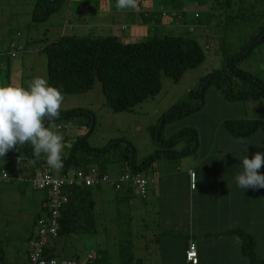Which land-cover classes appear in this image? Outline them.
<instances>
[{
	"label": "rangeland",
	"instance_id": "374dc122",
	"mask_svg": "<svg viewBox=\"0 0 264 264\" xmlns=\"http://www.w3.org/2000/svg\"><path fill=\"white\" fill-rule=\"evenodd\" d=\"M34 1L0 0V87L13 86L27 89L34 78L40 77L47 80L46 56L41 52L45 43L62 35H80L79 31H70L63 26L59 29L57 26L49 27L51 21L57 18V13L40 25H32L30 13ZM175 1L167 0L165 11L168 14L161 16L160 13H154L152 17L161 19L162 25L159 26L156 23L155 31H151L149 24L146 25L147 34L160 38L162 36H184L195 39L205 52V60L201 65L187 70L178 83H174L169 77L161 74V90L158 95L138 104L130 112L115 113L107 108L99 82H96L86 92L63 94L64 100L60 110L79 109L92 113L90 117H92L93 129L87 138L88 145L94 148H103L109 142L112 144L114 140H122L123 144L128 142L133 149L134 165L136 166L134 174L140 176H151L153 168L158 171L157 164L164 163L169 169H172L173 165L181 161V158H178L169 163L162 155L166 147L161 144L164 143V146H168V141L179 136L182 131L185 134L172 148L173 152H169V154H174L188 146L192 147V151L196 146L195 152L186 155L189 157L190 163L193 162V157L197 158L201 155H214L212 158L216 159L221 156L219 155L221 152L230 148L225 146L233 144L242 146L240 151L233 152V154L248 156V152L245 151L251 148L257 149L264 144V133H255L256 135L241 139L243 143H239L241 140L233 142L232 137H226L225 129L220 127L223 120L229 119L264 120V97L251 98L252 94L248 93L246 99L227 98L226 86L219 78H215L206 87L202 93V99L199 100L194 95H189L191 91L201 92L203 85L210 79L204 80V78L222 64L218 45L219 36L223 35H219L220 28L217 26L220 16L214 15L209 18V15L217 14L220 11L215 4H212V0L203 2L181 0L182 2L178 5H173V3H177ZM155 2L158 5L161 0H155ZM254 2L255 0H244L246 6ZM256 2V13L258 14L264 10V0ZM171 10L185 12L184 21L175 22L171 16ZM194 12L199 13L198 16H194ZM246 12L250 13V10L247 9ZM246 19H248L246 25H250L249 17ZM262 23H264V19ZM238 31H240L239 35H235L230 44V55L237 52L238 48L250 38L249 30L240 29ZM17 33H19L18 37ZM11 35H14L12 40L23 46L22 54L17 58L9 56L11 49L8 40ZM120 35L125 34L120 33ZM206 46L207 50H205ZM243 55L239 57L240 60L236 63V68L243 71L246 76H252V78L261 81L264 85V42L257 45L248 56ZM7 73L8 79L6 78ZM234 82L239 81L234 78ZM240 89L242 88L232 86L234 94ZM201 101L203 104L197 110L191 111L179 119H169L160 128L163 122L162 115L173 106L185 103L187 104L186 108H192L198 106ZM87 122L88 117L85 115H74L54 121L56 125L65 123L68 126L67 139L64 141L62 153L67 152L76 137L89 132L90 129L88 130L86 127ZM152 127H157L158 133L155 138L151 136L150 129ZM57 131L64 136L61 130L57 129ZM167 148L169 149V147ZM158 152L160 154L157 157ZM252 152L254 153V150ZM152 157L155 160L149 166ZM17 160L16 150H11L4 157H0V251L5 264L26 262L30 250L28 240L36 232L34 221L37 215L44 214L41 209L44 193L34 190L30 183L19 182L12 177V171L16 166L19 169L20 167L26 168L33 163L30 160ZM141 164H146L144 169H138ZM1 171L6 172L10 178L8 180L1 179ZM119 171L120 166L116 163L106 166V174L109 179L115 178ZM165 171L167 169L161 168L158 172L163 174ZM259 171L261 173L262 167ZM24 176L22 174V178H25ZM118 188L123 190L126 187L119 185ZM107 191L114 193L116 189L107 184L99 189L92 188L93 199ZM136 197L133 195L132 199L139 201ZM95 202L97 208L104 204L102 210H98L95 215L97 232L92 234L69 233L60 236L55 243V257H72L80 264H84L90 252L96 255L98 250L106 249L103 261L99 259L96 264H116L117 262L120 264H137V262L153 264L162 248L160 249V246L152 240V234L149 232L151 218L148 217L138 224V213L133 209L134 203L132 202H124L119 205L120 207L114 203L106 204L105 200H96ZM114 226L118 227L117 236L111 237L107 230ZM139 226L142 227L140 231L138 230ZM243 228V232L248 233L253 239L256 258L262 260L259 256H264L261 247L264 243V229L260 231L256 224L243 226Z\"/></svg>",
	"mask_w": 264,
	"mask_h": 264
},
{
	"label": "trees",
	"instance_id": "16d2710c",
	"mask_svg": "<svg viewBox=\"0 0 264 264\" xmlns=\"http://www.w3.org/2000/svg\"><path fill=\"white\" fill-rule=\"evenodd\" d=\"M200 1L203 2L204 0ZM212 1V4H215L220 11L217 14L209 15V18L214 15L220 16L217 26L220 28L219 35H223L222 37L219 36L220 40L218 45L222 64L217 70L207 74L204 78V80L210 78V81L204 85L202 93L215 78H219L222 79L223 84L226 86L227 98L246 99L248 98V93L252 94L251 98L264 97L263 83L254 77L252 78V76H246L243 71L236 68V63L240 60V56L247 51L248 53L245 57L248 56L257 45L264 42V23H262L264 10L258 14L256 13L257 0H255L256 4L255 2L249 3L248 6H246L244 0ZM67 2L68 0H35L30 13L31 24L37 26L46 22L52 15L58 13ZM175 2L181 3L182 1L176 0ZM247 9L250 10V13L246 12ZM153 15L154 13L149 15V17ZM173 17L175 19L179 18L175 14ZM248 17L251 22L250 25H246L248 20L246 18ZM240 29L249 30L250 38L238 48L237 52L230 55V44L235 35H239L238 33L240 31L238 30ZM13 38L14 35H11L8 40L9 44L15 42L12 40ZM41 52L46 56V75L49 86L58 88L62 94H79L90 90L96 82H99L101 84L105 106L115 113L130 112L138 104L158 95L161 90V74L169 77L174 83H178L187 70L198 67L205 60V52L197 44L196 40L184 36H162L161 38L152 36L145 41L122 42L114 36L79 37L62 35L53 41L46 42ZM6 76H8V73ZM234 78L238 79L239 82H234ZM233 85L242 89L237 90L234 94L232 92ZM189 95H194L199 100L201 99L199 91H191ZM186 106L187 104L180 103L167 110L162 115L165 121L160 128L167 120L179 119L191 112V110L186 109ZM91 114V112L79 109L69 111L60 110L59 119H66L74 115H85L88 117L86 127L88 130L91 128V130L86 135L76 137L67 152L62 153L63 164L61 168L57 169L58 173L66 177H72L77 171L89 172L90 169H95L98 177L105 176L108 178L106 166L111 163L118 164L120 171L115 178H108L107 181L99 185L93 187L72 186L64 190L67 201L60 211V229L57 238L69 233L92 234L96 232L95 205L92 199V188H99L107 184L117 189L115 184H111V181H116L119 175L126 169L131 174L137 175L134 174L136 172V166L134 165L133 149L128 142L123 144L122 140H114L112 144L109 142L103 148H94L88 145L87 138L93 129V125H91ZM220 127L225 129V133L229 137L238 141L251 135H256L255 133H264V120L229 119L223 120L220 123ZM57 129L64 133L63 142L66 141L68 126L65 123L57 124ZM150 132L152 138H155L158 133L157 127H152ZM184 134L182 131L179 136L170 139L167 143L168 146H164V143L161 144L163 147H166L162 155L167 160L186 157V155L195 152L196 146L192 151V147L188 146L180 151L174 152V154H169V152H173L172 148L179 143ZM240 149H242V146H239V151ZM253 150L254 153L252 152ZM224 152L226 151L224 150ZM224 152H221L219 155L230 156L233 154V152H229L228 154ZM245 152H248L247 155L251 159L256 152L264 153V144L257 149L251 148ZM159 154L158 152L156 156L158 157ZM17 158V161H33L32 146L26 144L21 147L17 151ZM154 160L155 158L152 157L150 162L147 161L149 162V166L152 165ZM146 164H141L138 169H144ZM48 166L46 159L42 156L41 159L36 160L33 165H29L26 168L20 167L19 169L16 166L12 171V177L19 176V180L17 178L13 179L19 182L30 183L29 179L35 171L42 170ZM263 171L264 166H262L260 174L264 175ZM70 172L72 173L69 175ZM22 174L25 175V178H22ZM141 177L149 179L147 184L148 192L149 185L155 182L156 175L152 174L151 176L146 175ZM120 185H124L127 188L125 191H132L133 194L136 193L139 196L134 186L130 184ZM42 192L45 195L42 202L44 204L46 194L44 191ZM139 198L144 200L146 196L145 198L139 196ZM42 209L45 210L43 207ZM40 216L37 215L34 224ZM243 231L241 228H233L221 234L232 235L238 239L241 245V254L250 259L252 264H264V260L256 259L253 250V239L248 233ZM34 236L35 234L32 235L31 239ZM45 252L48 254L46 250ZM102 252L98 256L94 254V257L87 259L84 264L90 263L91 261H99L105 255V251ZM97 257L98 259H96ZM66 259L77 261L71 257ZM27 260L28 254L26 262L23 264H27ZM0 264H5L1 251Z\"/></svg>",
	"mask_w": 264,
	"mask_h": 264
},
{
	"label": "crops",
	"instance_id": "0c3cea01",
	"mask_svg": "<svg viewBox=\"0 0 264 264\" xmlns=\"http://www.w3.org/2000/svg\"><path fill=\"white\" fill-rule=\"evenodd\" d=\"M165 4L167 0H161L158 5L155 0H139L135 10L118 11L116 0H68L49 27L57 26L59 29L63 26L70 31L76 30L80 35L73 36L79 37L114 36L122 42L145 41L155 36L147 34L146 25L149 24L151 31H155L156 23L162 25L161 19H154L149 15L168 14ZM175 4L179 3H173ZM170 12L175 22L184 21L185 13L174 10ZM174 14L180 19H175ZM198 14L194 12V16ZM6 78L8 79V76ZM226 137L229 136L226 134ZM232 141L236 142L233 138ZM225 147H230L227 150L224 148L226 154L239 151L238 145ZM213 156L193 157L192 164L188 156L179 157L181 161L173 165L172 169L164 163L157 164L158 171L161 168L167 171L159 174L155 168L151 170V175L155 174L156 178L155 182L149 185L144 200L132 191H125L127 188L114 193L107 191L96 199H93L92 195L95 215L104 206L101 204L97 208L96 200H105L106 204L114 203L118 206L124 202L134 203L133 209L138 213V224L150 217L151 229L148 231L152 234V240L162 248L153 264H191L185 257L190 243L196 247L197 264H252L250 259L241 254L240 241L232 235L221 233L233 228L244 230L243 226L250 224H256L260 231L264 229V189H242L237 186L235 178L242 172L241 162L245 156L232 154L216 159L212 158ZM248 158L250 159L249 156ZM177 159L167 161L171 163ZM191 173H194V188L191 187ZM133 195H136L139 201L133 200ZM42 207L41 203V209ZM43 212L46 214V210ZM38 216L42 217L44 214ZM138 230H142V227L139 226ZM107 232L109 236L116 237L118 227L108 228ZM57 239L50 241L46 249L53 257ZM261 247L264 253V243ZM102 251L98 250L97 256ZM259 257L264 260V256ZM100 261H103V257ZM96 262L98 261L86 264Z\"/></svg>",
	"mask_w": 264,
	"mask_h": 264
},
{
	"label": "clouds",
	"instance_id": "9594fccd",
	"mask_svg": "<svg viewBox=\"0 0 264 264\" xmlns=\"http://www.w3.org/2000/svg\"><path fill=\"white\" fill-rule=\"evenodd\" d=\"M139 0H116L118 11H133ZM207 47V46H206ZM206 50V49H205ZM64 96L44 78H34L27 89L0 87V157L31 144L34 163L43 156L53 169L62 167L63 136L54 123L60 117ZM243 143V141H239ZM242 172L236 176L239 188L264 189V153L242 159ZM4 176L8 174L4 172Z\"/></svg>",
	"mask_w": 264,
	"mask_h": 264
},
{
	"label": "built area",
	"instance_id": "2783aa9c",
	"mask_svg": "<svg viewBox=\"0 0 264 264\" xmlns=\"http://www.w3.org/2000/svg\"><path fill=\"white\" fill-rule=\"evenodd\" d=\"M19 36V33L16 34ZM11 58H17L22 54L23 46L16 42L10 43ZM207 50V47L205 48ZM191 187L194 188V173H191ZM10 176H4V171H1V179L8 180ZM18 180L20 177H13ZM107 177H98L95 169L87 171H77L72 177H66L58 173L57 169L50 166L37 170L29 179L33 189L42 190L46 194V201L43 207L46 214L36 220L35 236L30 240V250L28 253L27 264H80L72 259H60L46 254L45 250L49 245L50 240L56 239L60 229V211L65 205L67 198L64 193L66 188L75 187H93L107 181ZM149 179L139 175H133L128 169L124 170L116 181H111L118 188L120 184H130L134 186L141 198H145L147 194V184ZM93 253H89L87 259H92ZM186 259L192 264L197 263L196 247L190 243L186 251Z\"/></svg>",
	"mask_w": 264,
	"mask_h": 264
},
{
	"label": "water",
	"instance_id": "95a60500",
	"mask_svg": "<svg viewBox=\"0 0 264 264\" xmlns=\"http://www.w3.org/2000/svg\"><path fill=\"white\" fill-rule=\"evenodd\" d=\"M247 53H248V51H247L243 56H245ZM209 81H210V79H209L207 82H209ZM205 84H206V83H205ZM205 84H204V85H205ZM204 85H203V87H204ZM202 89H203V88H202ZM200 94H201V99H202V90H201ZM202 104H203V101H201L200 104H199L198 106H196V107H192V108H191V107H188V108H186V109L191 110V111H194V110H197L198 108H200V107L202 106ZM163 122H164V119H163ZM163 122H162V123H163ZM162 123H161V124H162ZM91 125H93V121H92ZM90 130H91V128H90ZM90 130H89V131H90Z\"/></svg>",
	"mask_w": 264,
	"mask_h": 264
}]
</instances>
